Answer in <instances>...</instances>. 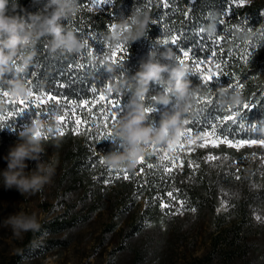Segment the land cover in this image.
Returning a JSON list of instances; mask_svg holds the SVG:
<instances>
[{"label":"trees","instance_id":"obj_1","mask_svg":"<svg viewBox=\"0 0 264 264\" xmlns=\"http://www.w3.org/2000/svg\"><path fill=\"white\" fill-rule=\"evenodd\" d=\"M18 3L28 13H37L44 8L47 0H38L37 3H33V0H18ZM78 3L80 11L77 16L62 23L77 34L79 32L82 39L92 33L88 37L89 46H85L79 54L59 51L53 54L47 49V38H43L37 44L38 56L24 77L28 86L37 88V94H44L45 98L47 94H58L61 104L67 101L69 108L75 109L76 114L66 120L74 121L77 117L85 119L89 115L88 107L97 111L108 100L120 99L126 103L128 96L125 93L114 91L109 95L106 89L123 77L131 79L139 70L141 60L154 48L160 52L171 48L179 55V49L171 44L172 37L177 36L180 48L192 50L189 60H185L190 70L193 68L191 56L201 60L207 57L212 61L207 64L210 71L229 73V76L221 78L223 86H227L230 80L234 84L242 82L244 85L239 91L246 104H249V110L245 111L243 105L232 108V111L244 112L245 115L243 120L238 117L236 125L227 122L223 128L224 134L233 139L264 138V0H112L111 4L105 3L99 7H94L91 0H83V3L78 0ZM136 9L149 13L158 23L149 26L145 37L130 46L125 44L128 51H121L114 58L121 65L115 73H108L95 53L103 54V60L108 57L113 59L112 51L115 48L106 40L108 28L121 15L129 17ZM209 10L222 13L218 32L211 39L200 31L201 26L207 23L206 13ZM225 11L228 12L227 16L223 15ZM244 33L249 34L247 38ZM165 40L168 41L167 45L162 43ZM257 46L260 48L255 52ZM212 53H215L214 57ZM161 62L169 63L164 60ZM216 64L221 67L218 69ZM163 78L166 81L168 74L164 73ZM187 79L200 91L189 112L185 114V119L190 123L184 126V131L190 126L207 130L205 122L211 121L217 114L221 117L228 114V107L224 106L225 111L219 113L216 103L206 107L203 103L205 97L214 101L219 98L221 103L219 88L210 93L197 75L189 73ZM213 87L216 85L213 84ZM92 89H96V93ZM2 91L7 89L3 87ZM163 91V84L151 83L146 105L151 107V97ZM101 94L105 95V101L98 99ZM85 99L89 105L81 106ZM72 101L75 103L72 104ZM175 102V97H172L168 106L156 105V111L149 114V121L158 123L163 113L173 110ZM52 103L36 111H47ZM20 107L22 105L18 100L0 95V127L5 128L0 130V171L7 167L4 157L9 148L18 142V131L13 132L7 128L20 130L36 115L34 110H30L17 116ZM8 111L13 114L8 116ZM62 115L64 109L58 108L48 119L40 115L34 119L43 122V127L38 131L48 136V139H43L45 151L40 154V162H49L53 156L58 160L52 179L51 198L63 205V213L53 219L40 221L39 231L25 233L9 264H20L45 234L85 223L96 213L108 217L104 225L105 232L117 231L123 234L125 240L154 232L160 236L152 244L155 248L166 238L169 246H180L190 236L197 239L206 227L210 250L204 256L196 257V264H264V223L255 219L257 215L264 217L262 146L234 149L220 144L211 149L197 147L188 152L186 145V151L179 153L183 168L178 167L172 173L165 174L162 168L148 169L146 165H159L158 156L168 149L163 145H149L146 147L143 164L137 165L134 170L124 169L131 175L143 167L145 171L141 176L130 180L121 178L105 184L103 181L107 176V166L93 164V161L115 150L116 145L111 140L98 141L100 135L112 131L114 122L97 121L101 126L93 129L92 136L84 132L80 135L72 134L74 125L69 123L63 129L65 135L60 136L56 129L62 123L57 118ZM253 126L256 131H253ZM48 128L53 131L49 133ZM158 149L163 151L158 152ZM253 153L256 155L253 156ZM169 155L173 153L169 152ZM209 155L217 159L208 161ZM189 160L199 167L190 168ZM26 163V171L34 170L37 166V161L28 160ZM236 176L240 179H236ZM173 189H179L173 193L178 199L187 201L182 215L168 214L170 209H162L161 200L154 199L161 197L165 203H174L166 195ZM223 203L226 207L220 209ZM44 204L50 206L54 203L47 199ZM191 208L196 211L188 210ZM122 221L126 224L119 227Z\"/></svg>","mask_w":264,"mask_h":264},{"label":"clouds","instance_id":"obj_2","mask_svg":"<svg viewBox=\"0 0 264 264\" xmlns=\"http://www.w3.org/2000/svg\"><path fill=\"white\" fill-rule=\"evenodd\" d=\"M38 0H33L37 3ZM80 11L78 0H47L44 8L37 13H28L18 0H0V83L12 98L29 99L31 89L25 82V75L38 56L37 44L47 38L50 53L79 54L85 42L76 32L62 22L73 19ZM221 12L209 10L207 23L200 31L209 38L216 36L220 25ZM153 19L149 13L136 9L131 16L121 15L108 28L106 40L112 48L120 44L129 46L147 35ZM245 38L249 35L244 33ZM260 46H257L255 52ZM161 60L169 63H162ZM108 73H115L118 65L108 57L101 63ZM190 72L186 63L176 58L171 48L158 51L154 48L141 60L139 70L131 79L123 77L109 87L110 92H122L128 96L122 114L116 120L109 139L116 145L115 150L103 156L104 164L111 170H134L138 161L146 155L149 145L166 146L170 149L179 139L187 123L185 114L200 91L191 85L187 76ZM167 73L165 81L163 74ZM11 78H7V77ZM114 79V76L112 77ZM151 83L163 84L164 91L151 97L152 106L146 105ZM223 106L237 108L245 105L244 96L239 90L228 91L219 88ZM172 97L175 105L171 112H165L158 123L149 121V109L156 111V105L168 106ZM43 122L33 119L18 131V142L9 148L4 157L7 167L0 171V184L5 189H15L22 196L30 197L41 192L52 182L58 160L53 156L49 162H40V154L45 151L43 137L36 135ZM0 127V130H4ZM41 132V131H40ZM58 146V145H57ZM37 161L34 170L26 171V161ZM11 228L13 236L22 238L24 233L39 231L41 224L38 213L19 211L4 221Z\"/></svg>","mask_w":264,"mask_h":264},{"label":"rangeland","instance_id":"obj_3","mask_svg":"<svg viewBox=\"0 0 264 264\" xmlns=\"http://www.w3.org/2000/svg\"><path fill=\"white\" fill-rule=\"evenodd\" d=\"M191 147L197 148L195 145ZM212 147L209 144L204 148ZM51 186L52 182L36 195L24 197L17 190L5 189L0 184V264H9L25 235L24 233L22 238L13 236L11 228L4 224L9 215L19 211H36L40 222L63 213V205L51 198ZM47 199L54 204L46 206L44 202ZM225 207L226 204L223 203L220 209ZM107 222L108 217L105 214L96 213L85 223L45 234L20 264H196V257H202L210 250V237L206 227L197 239L190 236L180 246H169L166 238L155 248L152 244L160 236L154 232L125 240L122 233L105 232L104 225ZM125 224L122 221L119 227ZM259 256L262 257L260 254Z\"/></svg>","mask_w":264,"mask_h":264},{"label":"snow or ice","instance_id":"obj_4","mask_svg":"<svg viewBox=\"0 0 264 264\" xmlns=\"http://www.w3.org/2000/svg\"><path fill=\"white\" fill-rule=\"evenodd\" d=\"M91 2L93 3L94 7H99V5L101 4H111L112 0H91ZM242 2V0H241ZM80 3H83V0H80ZM223 15L227 16L228 12L225 11L223 13ZM153 19V24H157L158 21L155 18ZM113 24V23H112ZM111 24V25H112ZM110 25V26H111ZM109 27V26H107ZM80 33L78 32V35ZM92 36V33H88L87 36L83 37V40L85 42V46L86 48L89 46V38ZM211 39V38H210ZM162 43L164 45L168 44V41H162ZM171 44L173 47H176L179 49V55L176 54V58L179 62L181 63H185V60H189L190 58V53H191V49L185 50L182 49L178 46L177 43V36H173L172 40H171ZM222 47V46H221ZM121 51L127 52L128 49L125 48V44H120L118 45L115 50L112 51V62L116 63L118 66H120L121 64L117 63V60L114 59ZM85 53H82L81 55H84ZM91 54V53H88ZM227 54V53H226ZM97 58H100L101 63L103 62V54L102 55H97L95 53ZM212 56H215V53H212ZM123 58L121 57V60ZM245 62L247 61V57H244ZM190 63L192 64L193 68L192 70H190V74H195L198 76L200 83H202L204 86L207 87L208 91L210 93H214L218 88L224 87L226 90L230 91V90H239V89H243L244 85L242 82H238V83H233L230 80V83L227 86H223L221 84V78L222 77H227L229 76V73L227 72H212L210 71V69L207 67V64L212 63V61L208 60V58H204V59H199L195 56H191L190 59ZM79 67H84V65H79ZM216 67L219 69L221 67L220 64H216ZM213 84L216 85V87H213ZM3 84L0 83V90L3 89ZM31 89L30 92V97L29 99L25 100V99H19L18 102L20 105H22V107L19 108V111L16 113L17 116H20L21 114L25 113L26 111H30V110H34L36 115H40L45 119H48L51 115H53L56 110L58 108H63L64 109V115L59 116L57 119L58 121H60L62 123L61 127H57L56 129V133H58L60 136L65 135L64 132V127H67V125L69 123L73 124L74 126L72 127L71 131L72 134L74 135H80L82 132L87 133L89 136L93 135V129L100 127L101 125L99 123H97V121H101V122H107L109 120H112L113 126L116 122V120L118 119L119 115L122 114L123 112V108H124V103L120 100V99H115V100H108L107 103L105 105H101L100 109H98L97 111H94L92 107H88L87 111L89 113L88 117L85 119H81L79 117H77L74 121L72 120H66L67 117H70L71 115H75V109L69 108V103L66 101L64 104L60 103V95L58 94H47L46 98L44 96V94H37V88L35 86H29ZM93 93H96V89H92ZM106 92L110 95L112 92L109 91V87L106 89ZM0 95H3L4 97H8L9 94L7 91H2L0 92ZM34 99H30L33 98ZM98 99L100 101H105L106 97L105 95L101 94L99 95ZM49 102H54L52 103L47 111L44 112H37V109H40L43 105L48 104ZM72 104L75 103V101L71 102ZM203 103L204 105L207 107L213 103H216V107H217V112H224L225 111V107L219 102V98H216V100L214 101L213 99L207 98L205 97L203 99ZM89 105V101L87 99L83 100L81 102V106H88ZM243 108L245 111L249 110V104H245L243 105ZM231 107H228L227 109V113L223 115L222 117L217 114L216 116H214L211 121H207L205 122L207 124V130L201 128V127H196V126H190L186 129V131H183V133L181 134L180 138L170 149H168L167 151H163V149H158L157 151H163V155L158 156V159L160 161L159 165H154L152 163H148L146 165V167L148 169H154V168H162L163 169V173L165 174H170L172 173L173 169L175 168H183V161L180 160V156L179 153L181 152H185L186 151V145H188L189 147L187 148L188 152L194 151L195 149L193 147H191L192 145H195L196 147L199 148H204L206 146H208L209 144H211L213 147H218L220 144H226L227 146L234 148V149H240L244 146H253V145H260L262 147H264V138H239V139H233L230 138L229 135L224 134L223 128L225 127L227 122H231L233 125L238 124V117L240 120H243L245 113L244 112H239V111H232ZM150 113L154 112V109H149ZM97 112L99 114H97ZM13 113L12 111H8L7 115L11 116ZM34 117V118H35ZM33 118V119H34ZM32 119V120H33ZM190 122L187 120L186 124H189ZM26 126V125H25ZM24 126V127H25ZM83 126V127H82ZM11 128V127H8ZM47 131L49 133H51L53 130L51 128H48ZM195 131V135H193ZM253 131H256L255 126H253ZM36 135L42 136L43 139H48L47 135L42 134V132L38 131L36 133ZM112 137L111 132H107L104 135H100L98 137V141H106L109 140ZM197 141H200V143H196ZM98 142V143H99ZM169 152L173 153V155H169ZM256 154L253 153V156H255ZM217 159L216 156L214 155H209L207 157L208 161H212ZM145 161V156L142 157L137 165L143 164ZM177 161H179V163H177ZM95 163H99L100 165H105L103 162V158L100 157L96 160L93 161V164ZM188 165L190 168H198L199 165H195L193 163V161L189 160L188 161ZM105 171L107 173L106 178L104 179L103 183L105 184H109L114 182L115 180H119V179H124V180H130V179H134L137 176H141V174L144 173L145 169L143 167H141L139 169L138 172H135L133 174H129V172L127 170L121 169L118 171H113L111 169H109L108 167L105 168ZM238 171V169H237ZM236 179H240L239 176H236ZM139 186V185H138ZM179 189H173L172 191H168L166 193L167 197H169L171 199V201H173L174 203H165L164 200L161 197H154V199H160L161 203H160V207L162 209L164 208H168L170 209V212L168 214L170 215H177V214H183V212L186 210L185 209V205L187 203V201L185 200H180L178 199L177 196H175L173 193L174 192H178ZM139 198V197H137ZM178 205V207H177ZM175 209V210H172ZM192 212H195L196 209L195 208H191L188 209ZM255 219L257 220V222H261L264 223V217L257 215L255 217Z\"/></svg>","mask_w":264,"mask_h":264}]
</instances>
